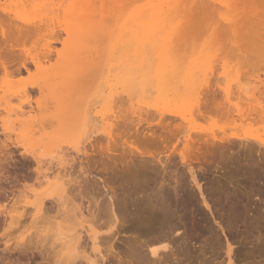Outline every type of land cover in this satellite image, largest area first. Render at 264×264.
Here are the masks:
<instances>
[{"label":"rangeland","instance_id":"1","mask_svg":"<svg viewBox=\"0 0 264 264\" xmlns=\"http://www.w3.org/2000/svg\"><path fill=\"white\" fill-rule=\"evenodd\" d=\"M88 1L91 2L92 6L88 5ZM107 1L109 0H106L105 4L102 6V4L100 5L101 2H99V0H92V1L91 0H0V34H1V29L6 30V31L8 30L11 31V29L12 31L13 30L19 31V29L20 31H22L23 29V32H24V30L29 31V30H32V28L34 27L40 28L41 32L38 35H36L34 38H29L25 40L23 39L18 44L19 45L18 47L23 50V53H22L23 58L26 57L27 55L29 57L35 56L36 58H39L40 60L42 59L41 54L46 50L47 47L53 50V53L51 54L49 59H42L43 61L40 60L39 67L35 68L33 65L30 64L28 66L29 67L28 73L22 70V72L19 74L16 72L14 73V75L12 74L11 75L12 77L4 76L3 73L2 74L0 73V264H57L58 260L61 261L62 264H66V262L69 261V259L71 260V262H74L72 260V257L74 256L73 255L71 256V254L73 253V252L71 253V251H73L71 250L72 244H69V243L71 242L70 238L73 237L74 234L76 233L77 234L80 233L81 237H83L80 240V243L82 242L81 249L86 253V256L89 254V256H91L92 258L91 241L88 238V233H85V232H87L86 229L88 228V225L90 224L94 225V222H95L90 219L91 218L90 213L93 212V209H92L93 206L91 205H93L94 199L95 200L99 199L101 201V197H98L99 195L95 194L96 191L93 192L92 189L85 191L84 190L85 187L82 185L83 183L80 184V182H84L83 179L86 176L88 177L89 180L92 179L93 176L100 177V178L103 177L105 175V172L102 173L101 167L99 166V162L102 159H104L105 162L107 160L104 156L102 157L99 154L97 155L94 154V151L91 149V146L96 147V146L101 145L102 143L106 144L109 140L106 139L105 133L108 130L110 131L112 130L113 132H115L114 126L119 127L122 125V122H119L117 120H121V119L123 120L126 117V120H123L124 121L123 124L126 123L124 124L125 127L124 126L120 127L119 131H121L122 128L123 129L119 134L121 135V137L124 136L122 139L129 141L131 148L133 152L135 153L133 156H136L134 157V159L136 158L137 160L141 161L143 158H144L143 160H145L146 158H147L146 160L148 159L151 160L150 159L151 156L152 158L163 157L161 154L163 152L161 148H159L160 150H157L158 147L157 148L154 147V149H151L152 147L146 148V146L144 145L142 146L141 144H138L137 142H135V139L132 136H134L136 132H140L142 129H145V127L147 129L149 125L152 126V128L149 127V129H151L152 131L156 130L157 127H158L157 130H158L160 126L159 125L160 122L164 119V117L168 118L167 116H169V118H171L172 116L173 119H175V121L177 120L178 122H180L179 119L183 121L184 120L183 117L187 118L185 119L187 120V122L183 121V122H186V123H183L184 128H186L185 135H189V134L191 135L192 133V135L190 136L191 138L193 137L192 139H195V138L197 139V137L206 138V136L211 137L214 135L215 136L217 135L216 137L218 136L222 137L225 135L224 137H222L223 138L222 140L227 145L228 143H230L228 145V147L231 148L228 153L229 159L231 158L229 161L230 163H228L226 166L225 165L223 166L222 163L221 164L217 163V165L215 164L216 166L214 165L215 167L213 168L211 167L210 171L205 174L206 179L204 181L202 180V182L205 183L204 185L202 184V186L204 188L208 187L206 186L207 179H209L210 177L211 178L214 177L215 179L219 180L223 184L224 188L230 194L235 195V196H244V197L247 195L248 200H249V197H251V199L248 202H246V203H249L246 207L240 206L241 208H246V209L249 208L246 214L247 217L249 215V218H248L249 222L245 223L246 221L243 222L244 220H242L240 222L241 225L238 223L237 225L232 224L230 226V224L226 220V217L223 216V213H222L223 210L219 209V207L221 208V206H212L213 208L212 210L214 212L213 215H215L216 218L222 214L223 222H221L220 226L222 227L223 230L221 229V227L215 224V221L213 219L214 216L211 215L208 211H206L202 206H194V207L190 206L189 213L187 214L190 217V218L188 217L189 220L191 219L189 221L191 226L193 222L194 223L196 221L198 222L201 216V215H198L197 212H195L196 211L195 207L196 209L198 207L202 209L203 216H205L206 220L205 222H202V223L199 222V226L198 227L196 226V228L199 231H201L200 235L198 231L197 232L188 231L187 232L188 235L187 233L186 235L188 239H190L193 243H195V245L204 244L203 246L204 248L203 247L201 249L196 248L197 250L196 249L194 250V251H197L195 252L196 254L194 252L191 253L192 256H190V258L186 260L187 262L185 261V263L186 264H200V263L201 264H207V263L208 264H216V263L219 264L221 261H224V260L226 261L227 259L226 246L227 244H229L231 246L230 248L232 251L231 257L233 258V264H264V255H258L256 257L255 255L250 256L251 254H253L252 252L256 245H261V244L264 245V202H263L264 196L263 198H261L262 201L261 199H258L257 197L255 198V193L257 191L256 187L259 185L258 188H262V185H264V183L257 182L254 184L256 187L254 185H250L252 182V180L250 181V179L252 178L251 176L253 175V173H255V175L258 174L259 177L264 176V170H263L264 169V164H263L264 163V155H263L264 149H262L264 147L260 149V152L258 151L257 148H255V150L258 153L255 151L253 152L251 151V149H249L250 145L253 144V143L252 144H249V143L253 142L255 138L264 140V124H263L264 122L262 124L260 122L256 123L255 121V122H251L252 124H249V125L248 123L242 124L240 126L239 125L237 126L234 124L231 125V123L227 122L228 120L226 121V119L223 116H221V114L218 115L214 113L207 114V116L204 115L200 118L198 117V114L195 115V113L197 112L194 109V107L198 105V102L197 103L194 102L195 97H193L190 93L185 92V91L184 92L180 91L181 93L187 95L185 97L181 93L179 94L180 100L183 99L181 97L182 95L186 100H189L190 104L185 99L179 101V98L176 97V93H175V95L172 94V96L174 95L173 100H175L176 98V101H173L170 99L169 100L170 102L169 101L167 102L169 104L166 103L167 104L166 105V104L161 103L162 101H161L160 94L161 95L164 94L160 92L161 86L159 87L158 85L160 89L158 88L156 89L157 82L159 81V77L156 74V70H157L156 67L160 63L159 61H161L163 65L164 63H166V65L168 66L169 74L167 75L169 76L167 77L170 78L171 76L172 78H174L175 77L174 75L177 76L176 79H174L175 82L178 79L177 81H179L180 83L181 82L180 78L182 82L183 80H187V79H192V78L197 79V82L201 84L200 88L198 89V92L200 93L201 91V93L204 92L203 94H205L207 92L206 90L208 89H209L208 92L214 90V92H216L217 94L219 101L223 99L221 95L222 94L221 91L225 89H229V91L231 92L229 95L231 99V101L229 100L231 103L230 105H233V104L236 105L238 101L239 102L237 105H240L242 103H240L241 100L239 99V97L245 94V92L244 93L241 92V89L243 90L244 88V90H247V88H252L253 84L257 85L259 82L260 83L262 81L264 82V39H263V43L258 48L251 46L248 40L246 39V37L243 35V33H240L237 39L236 38L233 39V37L228 33V30L226 28L228 27L227 24L230 23L229 22L230 19L233 20L232 19L233 17L236 18L235 12H233L232 10L233 8H231L230 6L228 8L229 9L231 8V9L228 10L227 7L226 8L223 7V6H227L226 4L225 5L223 4L227 0L223 1V3H221L222 0H214V1L208 0L210 4L211 3L214 5L217 4V6H215L214 8L219 9V12L217 10L215 11L212 10L213 12H211V14H209L208 16L202 17V15L199 14L200 16L198 15V16L192 17L189 23L190 25L189 32L186 31L187 33H184L185 31L182 28L183 26L182 27L179 26L180 27L179 30H181L182 28V31H183L182 34H181V31H179L180 33L179 35L175 34V31H177V28L175 29V31H173L174 30L173 27H177L178 25L183 24V23L185 24L186 20L184 21V18H181L182 17V12H181L180 14L177 15L178 17L176 16L177 18L173 20V22L171 20L172 18L171 19L169 18V20H167L168 21L167 23L157 22L155 23V25H152L150 30H146L144 29V27H139L138 25L134 24L133 25L134 28H132L130 30L131 32L130 31L129 32L131 34L132 31H135V33H133V35L130 36L128 40V38L123 35L124 34L123 32L127 31V27L126 29L125 27H122V24L127 23V21L124 22V20H128L130 17H132V15L135 16V12H137V10H139L140 8L143 9L144 7L145 8L151 7L152 4L156 6L157 3H158L157 5L159 6L160 5L159 3H162L163 0H161L162 2L160 0H130L132 2L122 1L124 4H122V6L119 7L120 9L117 8L118 6L115 7L116 5L114 6L113 3L111 4ZM201 1L204 3L207 0H201ZM228 1H231V0H228ZM228 1L227 3H229ZM198 2L199 0L197 1V3ZM190 3H191V0L189 1L188 4H186V6L190 5ZM197 3L196 5L198 7L199 3L198 4ZM125 4H126V7L124 6ZM191 6H192L191 10L195 12L196 9H193L195 7V4ZM187 7H190V6H187ZM143 10L144 11L148 10V8L143 9ZM149 11H150V8H149ZM194 12L192 13L196 14ZM88 17L89 19H87ZM171 17H173V14ZM224 18L225 19L230 18V19L229 21H227V19L225 20ZM223 19L227 21V23L224 22ZM86 20H90L91 22L98 23V24L97 23L93 24V23H90V21L88 22L90 24L88 25L89 27L88 30L91 31L89 34V36L91 35L90 37L88 36V31L86 29L87 28ZM181 21L183 22L181 23ZM101 22L103 24L104 22H106L105 24L106 26H104ZM99 24H102L101 27L103 28L106 27V28L105 29L99 28L100 31L99 30L96 31L98 29ZM92 25L95 27H93ZM108 26L109 28H107ZM213 27H216V29L218 28V30H216L218 31V36L217 35L212 36L211 32L215 29ZM152 28H153V31L151 30ZM92 30L95 32L93 33ZM140 30H143V31L139 33ZM84 32H86L87 34ZM97 32L98 33L100 32V33L98 34ZM52 33L54 34V36H52ZM138 33L140 34V36L136 37ZM214 33L215 32H213V34ZM78 34H79V38H78ZM147 34H149L150 37H148ZM125 35L129 36V34H125ZM145 35H147V37H144L146 39L144 38L142 39V37ZM122 36H124L126 39L122 38ZM157 37L159 39H155ZM147 38H150V39L154 38V39H152V41L151 40L149 41ZM158 40L160 41L159 43H158ZM169 42H171L172 44ZM87 52L88 53L94 52V54H90V55L91 56L94 55L95 59H96V56L100 55L99 58H101L102 60H99L98 58L97 60L94 61V57L89 58L88 55L86 56L85 53ZM71 53L75 55L73 56ZM36 55H38L39 57H37ZM99 61L100 63H98ZM176 62L178 63V65ZM175 63L176 65H174V69L173 68L170 69L171 67H173V64ZM17 64L13 65L14 69L18 67L16 66ZM144 64L145 65L147 64V67H145ZM170 64L172 65L170 66ZM143 66L149 69L151 72V74L149 72L148 77L144 79H143V72H144ZM94 67L96 68L92 71ZM45 68L47 69V71ZM182 68L183 70L181 71ZM128 69H130L129 73L132 74L133 83H134L133 92L130 91L132 92V94L129 92L131 94V98L133 97V99L135 100L134 101L133 99L132 100L130 99V101H132L131 102L132 104L129 103L128 99H127L128 103L126 102V99H122L126 97V95H124L126 93H125L124 88H123L124 91L120 89L121 85L119 86V84H122L123 86L124 83H122V80L117 82V80H119L120 77L122 79L129 77L128 75L130 74L127 75ZM166 70H167V67H166ZM168 70L166 71L167 73H168ZM173 70L175 71L173 72ZM117 73L119 74L117 75ZM124 73L126 74V76ZM176 73L177 74L180 73L179 74L180 76L177 75ZM123 74H124L123 77L125 78L121 76ZM113 75H114V78H115V75L116 77H119L116 80L117 85L114 82L115 79H112ZM178 76L180 78H178ZM107 77H109L110 79ZM79 80H81V83H79L80 82ZM95 80L97 82H95ZM43 81H45L46 83L45 86L47 87L48 85L49 87L50 85L51 89H52L51 85L53 84L51 83L52 81L53 82L56 81L57 85L59 82H61L59 83V85H61L63 84L62 83L63 81H66L63 84V85H66V88L65 87H61V88L63 89L65 88L66 90H69L71 88L72 89V90L70 89L71 92L73 91V88L76 87L75 92L78 90V92L76 93L79 94V96L73 95V93L75 92H72V96L75 98V101L77 100L76 104L79 102V100H81V95L83 94L82 97H84L83 100L85 102L81 100L80 101L81 103L79 102V104H82V101H83V104L85 106L77 104V106H74V109H73L72 105H75V103H72V102H75V101H72V102L70 101V103H72L71 105L72 107H70L71 110L69 109L68 112H71V115L73 116H75L78 113L80 114L76 116L80 117L81 114L82 116L79 119L77 117L78 123L75 121L76 124L74 125L72 124L73 126L67 124L68 128L65 129L67 130V133L66 132L61 133L59 131L61 133L60 134L56 131L57 135L55 134L52 135V132L51 133L49 132L50 130L51 131L53 130L52 126L54 125V122H56L59 118L58 119L54 118L55 116L52 117L56 121H53V125L50 124L52 119L50 121L49 117L50 115L51 116L57 115V114H53L54 112H52V111H57V110H54V109L52 110L51 108L52 106L50 107V104L44 98H41L42 101L39 99L41 96V93L37 87L39 85L43 86L42 84H45ZM206 82L209 84H205ZM229 82L230 84L227 85ZM235 82H236L235 84L236 86L233 85ZM56 83H54V85ZM181 83L179 85H181ZM237 83L239 84L241 83L240 85L242 87L245 85L243 88H240V92L238 91L239 89L236 88ZM260 83L258 87L264 90V88L261 87L262 83L261 85ZM72 84L73 85L75 84L77 86H73ZM108 84H112L114 87L116 86L115 89L113 88L112 89L113 91H109L110 89L108 90L109 88L107 86ZM171 84H172V81H171ZM248 84H251L252 87ZM67 85L68 86L72 85V87L68 89ZM173 85L176 86V83H173ZM48 87H47V90L49 91L50 89ZM54 88H56V85ZM61 88L59 86L58 91ZM260 88L258 89L261 90ZM116 89L117 90L120 89L121 92L123 91L122 92L123 94L119 92L120 90L117 91ZM47 90L45 91V88H44L45 94L48 93ZM115 90L116 92H119L118 95L120 96L121 101H119L120 100L119 96L118 95L116 96H118L117 100L119 99L118 101L120 102V105H122V108L123 107H125L124 109H126L127 107L132 108L131 110L128 108L126 109L132 112V110L134 109L133 106L135 107L136 110H133L134 111L133 116L131 115V112L129 111L130 114L125 115L123 118L121 115L117 113L119 112V109H118L116 110L117 111L116 113L118 114L119 119L117 118L114 119V117H111L112 113L115 111L114 109L115 106L112 108L114 109L112 110L113 112L112 111L109 112V109H108L109 105L107 104V96L111 94L112 92L114 94H117L115 93ZM38 91L40 94L38 93ZM61 91L63 90L61 89ZM234 91L235 92L238 91L239 95L241 93L242 95L237 97L238 93H235ZM44 92H42V95H44L43 94ZM66 92L67 91H64V93ZM23 93L25 94L23 95ZM172 93L174 92L172 91ZM232 93L234 94L232 95ZM203 94L200 96V98L203 97ZM25 95L26 97L24 98ZM169 95L171 97V93L168 92L167 94L168 98H170ZM27 96H29L30 98ZM33 96L34 98L37 96L34 104H32L33 102L32 100H34ZM159 97H160V100H158ZM168 98H166L165 100H168ZM39 100H40L39 102L40 104H42L41 102H44L46 104L44 108H47L48 107L47 105L49 104V107H50L49 109L52 112V114L48 115L46 111L45 113H43L44 111H43L42 106L41 108H42V113L44 114V116L42 113H41L42 116L38 114L40 110L35 109V107L38 108L36 106L37 105L36 102H38ZM43 100H45L46 102ZM119 102H117V106H119ZM221 102L226 104L227 101L225 99L224 101H221ZM171 103L173 104L176 103V104L173 105ZM180 103H181V106H180ZM26 104L27 105L29 104L30 106L33 105L32 106L34 107L33 109H35V111L37 112V113L33 112V117L35 116L34 120H38L39 116L41 117H47V115L49 116L48 117L49 119L46 118V120H41V121H44L42 124V127L44 128L40 131V133L39 132H33L34 134L31 133V130L41 125L40 124L37 126V124L40 123L39 121H38L39 123L38 122L36 123V121L32 119L35 122L36 126L30 123L29 124L30 126L23 124L24 125L23 127L21 126L22 124L21 121H20L21 123H17L20 117H16L13 111L9 112V110H7L8 108L11 110H14L15 108L16 110V108L20 106V108L22 107L24 110L27 111V109L29 110L30 106H27ZM225 104H222V106L224 105V107L225 106L227 107L229 105V104L228 105H225ZM105 106L107 107L108 113L106 112L107 110ZM154 106H156L157 109L156 107L154 108ZM161 107H163V109ZM148 109H149V112H148ZM167 109L170 111L172 110L170 112L172 115L167 111ZM126 110L124 111L122 109L121 111L122 114L123 112L126 113L127 112ZM137 110L138 111L141 110V111L138 112ZM98 111L99 113H97ZM173 112L176 115L177 113H179L178 114L179 116L177 115L178 117L174 118L176 116H174L175 114ZM55 113L60 114V111L58 110ZM30 114H31L30 118H32V113ZM66 114L64 115L65 117L68 116V115L66 116ZM139 114H140V117H139ZM137 115H138V118L135 117ZM164 115H167V116H164ZM26 116L28 115H25V117L23 118L29 119ZM60 116L63 118L62 113ZM105 116L107 117L109 121L105 119ZM109 116L110 118H113L112 121H110L111 119L108 118ZM130 116H131V119H130ZM162 116H163V119L161 120L160 118ZM127 117L129 118L128 121H127L128 119ZM154 117L156 118L154 119ZM138 119H140L139 120L140 122L138 121ZM147 119L148 120L150 119V120L147 121ZM27 121L25 123H27ZM113 121H117V123L115 122L112 123ZM57 123L58 124L57 125L55 124V125L58 127V125H60L61 122L59 123L58 121ZM157 123H159L158 124L159 126L157 125ZM113 124L114 126H112ZM55 125L53 126L54 128H56ZM180 125H181V122H180ZM31 126H34V127H31ZM69 127H71L72 129L70 130ZM42 131L44 134L41 133ZM35 133L39 136H37ZM45 133L47 134V137L51 135V137L54 139L50 140V139L45 138L46 137ZM115 133H118V131H116ZM209 134H212V135H209ZM29 135H32V136H29ZM41 135L42 137H40ZM54 135L56 138L54 137ZM113 136L115 137L116 135L113 134ZM256 136L258 137L260 136V138ZM51 137L49 136V138ZM251 137H254V138H251ZM36 139L38 140V142L41 141L40 143H38L39 144L38 146H36L37 144ZM114 139H115V142L116 140L118 142L120 137H115ZM49 140L50 141L54 140V144L52 141L53 145H51V142ZM247 140H248L249 147H247L248 146L246 143ZM240 141H243V142L240 143ZM110 142H113V141H110ZM49 143L51 146L49 145ZM241 144L246 145V147L245 148L242 147ZM46 145H49V147ZM59 148L63 149L62 152H66L64 153L65 155L67 153L69 154L68 156H66L68 157L67 161L69 162L71 160L67 164L68 166L64 165L66 168L60 165L61 166L60 168L65 169V171L60 169L59 165L57 166V162L54 160L53 161L55 163L53 161L51 162L52 164L48 163L50 162L48 161L49 159L48 156L49 155L52 156L55 151L59 153V150H60ZM91 151H93L94 157ZM249 152L250 154H248ZM50 153H52V155ZM88 153L93 157L94 160L99 161V162L97 161L98 164H96L98 168L97 166L93 168L88 167L89 169L88 168L87 169L90 170V172L88 171V173L83 174V172L80 171L79 169L80 168L79 165L80 163L84 162L85 155ZM111 156L113 158L112 160H115L119 156V153L115 152L114 154H111ZM37 157L43 163V165L41 164V167H42L41 169L39 168V166L36 163V160L34 159V158L38 159ZM140 158L142 159L140 160ZM260 162H263V163H260ZM44 164L47 166H45ZM69 165L72 166L70 167V169H69ZM237 167L239 168L241 167V168L239 169ZM46 168H47V172L45 173L49 172L48 173L49 175H47V178L49 176L51 177L54 176L55 178L56 176L57 178L63 177L64 174L65 176L67 174V176L66 178L64 176V180H62V178L60 180L59 178L52 179L51 177H49L48 179H43L41 173ZM177 168L176 169H177L178 174H181L184 172L180 170L182 168L179 164H177ZM96 169H99V170H96ZM197 169L198 167L194 166V170L197 171V174H200L198 173ZM211 169H213L214 172ZM38 171L40 172L38 173ZM167 173L170 174L169 171H167L166 173H164V175ZM58 175H62V176H58ZM89 176L91 177L89 178ZM70 179H73L74 182H76L75 179H77V182L73 183V181ZM61 180L62 182L63 181L65 182V180L66 182L71 181L72 184H70V187H69V183L65 182L67 186L65 183H64L65 184L64 186ZM78 183L81 186H79ZM78 186L80 189L78 188ZM253 188H255V190ZM263 189H264V186H263ZM253 190L255 192H253ZM251 193L254 194V197H253V194ZM52 197L54 200H52ZM37 198H43L45 200L47 199V202L45 201L47 204L44 202L42 206L44 210H42L39 213H37L36 210L34 209V204H35L34 201L35 199L37 200ZM58 200L61 201V202L59 201V204L56 203V201L58 202ZM83 220L87 222L85 223L83 222ZM256 220H259V221H256ZM197 222L195 223L196 225H198ZM250 223L252 224L250 225ZM80 228L83 229V231ZM199 228L201 229L203 228V229L200 230ZM102 231H104V229L101 230V232ZM104 235H106V233L102 232L99 236H104ZM21 236L24 237L23 241L20 240ZM127 236L123 234H120V236L119 235L116 236L117 239L115 241L114 246L115 247L119 246V244L121 243V241H123L124 238L125 239L131 238L129 236L128 238H126ZM231 237L233 239L234 238L236 239L233 240ZM101 244L99 243L100 247L104 246V248L101 247L100 249L102 250V254L105 256L106 254H104V252L106 253L105 249H107L106 247H108V244L106 247H105L106 244H102V245ZM82 250L81 252L80 250L77 251L79 252L78 254H82V253L84 254ZM115 250H118V249L116 248ZM195 256H196V259H195ZM80 258L76 259L75 262L72 264H86L85 263L86 261ZM114 260L116 259L110 258L109 262L105 261V264H113V263L116 264L117 260L116 261Z\"/></svg>","mask_w":264,"mask_h":264},{"label":"bare ground","instance_id":"2","mask_svg":"<svg viewBox=\"0 0 264 264\" xmlns=\"http://www.w3.org/2000/svg\"><path fill=\"white\" fill-rule=\"evenodd\" d=\"M122 1L123 2H125V1L127 2V1H130V0H109L107 2H109L111 4L113 3L114 6L116 5L115 7L118 6L117 8L120 9L119 7L122 6V4H124ZM189 1H187V0H163V2L161 1L162 3H159L160 4L159 6L157 5L158 4L157 3L156 6L152 4L151 7H147L148 10H145L146 12L143 9H147V8L144 7L142 9V8L139 7L140 9L137 10V12H135V16H133L131 14L132 17L129 16L130 18L128 20H124V22L127 21V23L122 24V27H125V29L127 27V31H125L126 33L123 32L124 34L123 33L122 34L125 37H127L128 40H129V37L132 36L133 33H135V31H132V33L130 34V32H131L130 30L132 28H134L133 27L134 24L138 25L139 27H144V29H146V30H150V28L152 27V25H155V23H157V22H162V23L163 22H166L167 23L168 22L167 20H169V18L170 19L172 18L171 20L173 22V20H175L178 17L177 15L182 12V17L181 18H184V21L186 20L185 21V24L183 23V24L178 25L177 27H173L174 28L173 31H175V29L177 28V31H175V34H178L179 35L180 34L179 31H181V34L183 33L182 28L185 31L184 33H187V32L190 31L189 30V26H190L189 23H190V19L192 17L198 16L199 14L202 15V17L203 16L205 17V16H208L209 14H211V12H213L215 10H217L219 12V9H215L214 8L215 6H217V4H215V5L212 4V3L210 4V2H208V0L206 2H204V3L201 0H199V2H198L199 4L197 3L198 0H191L190 5H187V6H190L191 8L186 6V4L189 3ZM212 1H214V0H212ZM223 1H225V0H222L221 3H223ZM227 1H225L226 3L225 2L223 3L224 5L226 4L227 6H223V7L224 8H226V7L228 8V7L231 6V8H233L232 9L233 12H235V15H236L235 16L236 18H234V17L232 18L233 20H231L230 18H226L227 21H229V19H230V21H229L230 23H228L227 24L228 27H226L227 30H228V33L233 37V39L234 38L237 39L239 37L240 33H243V35L248 40L249 44L251 46L255 47V48H258L263 43V39H264V0H234V1L231 0V1H228L229 3H227ZM99 2H101L100 5L102 4V6H103L105 4L106 0H99ZM130 2H132V1H130ZM192 3L195 4V7L196 8L193 6L194 7L193 9H196L195 12L191 10L192 9V6L191 5H193ZM196 3L199 5L198 7H197ZM146 4H148V3H146ZM88 5L90 6L91 5V2L88 1ZM124 6L126 7V4ZM149 8H150V11H149ZM164 8H165V10H164ZM188 8H189V10H188ZM180 9H181V11H180ZM230 9L228 8V10H230ZM192 12L196 13L197 15L196 14H193ZM172 14H173V17H171ZM87 19H89V17ZM225 20H224V22L227 23V21H225ZM89 21L90 20H86V23L87 24L85 23L86 24V27H87L86 29L88 31V36H89V34L91 32V31L88 30V28H89L88 25H90L88 23ZM117 22H118V20H117ZM182 22L183 21H181V23ZM90 23H93L94 24V23H97V22H91L90 21ZM102 24H99L98 25V29L96 31H98L99 28L100 29L103 28V27H101ZM105 24H106V22H104L103 25L106 26ZM179 26L180 27L183 26L181 28V30H179L180 29ZM93 27H95V26H93ZM93 27H92V29H93ZM105 28L106 27H104L103 29H105ZM107 28H109V26ZM213 28H215L214 29L215 31L213 30L211 32L212 36H216V35L218 36V31H216V30H218L219 27L217 29H216V27H213ZM86 29H85V31H86ZM151 30L153 31V28ZM141 31H143V30H140L139 33ZM40 32L41 31H40V28L39 27H34V28H32V30H29V31L28 30H26V31L24 30V32H23V29H22V31H20V29H19V31L18 30H15V31L13 30L12 31V29H11V31H9V30L6 31V30L1 29V34H0V73L1 74L3 73L4 76H11L12 74L14 75L15 72L18 73V74L21 73L22 70L25 71L26 73H28L29 72V67L28 66L30 64L33 65L35 68H37V67H39L40 60L43 61L42 59H49V57L53 53V50L51 48H49V47H47L46 50L41 54L42 59H40V60H39V58H36L35 56L34 57L33 56L32 57H29L27 55H26V57L23 58V54H22L23 53V50L18 47L19 46L18 44L23 39L25 40V39H29V38H34ZM92 32L94 33L95 31L92 30ZM213 32H215L214 33L215 35L213 34ZM84 33H86V32H84ZM139 33H138L137 36L136 35L135 36L136 37L140 36ZM125 34H129V36L128 35H125ZM149 34H147L148 37H150ZM147 35L143 36L142 39L144 37H147ZM52 36H54L53 33H52ZM124 36H122V38H125ZM78 38H79V34H78ZM144 39H146V38H144ZM147 39L149 41L150 40L152 41V39H154V38H151V39L150 38H147ZM155 39H159V38L157 37ZM159 42L160 41L158 40V43ZM169 43H171V42H169ZM168 48H169V46H168ZM75 50H74V52H75ZM130 50H131V48H130ZM17 51H18V53H17ZM90 51H92V50H90ZM87 53H85L86 56L88 55L89 58L90 57H92V58L94 57V61L97 60L100 57V55L99 56H96V59H95V56L94 55L93 56L90 55V54H94V52H92V53L90 52L88 54ZM71 54L73 56L75 55L73 53H71ZM36 56L39 57L38 55H36ZM41 56H40V58H41ZM99 60H102V59L99 58ZM94 61H93V63H94ZM170 61H172V60H170ZM17 62H18V64H17ZM159 62L161 63V61H159ZM165 62H166V60H165ZM98 63H100V61ZM160 63L156 67L157 70L156 69L155 70H156L157 76L159 77V81L157 82L156 89L157 88L158 89L161 88V91L160 92L161 93H164L163 95L160 94L161 101H162L161 103L166 104L170 99L173 100L175 93H176V97L179 98V101L184 100L185 99L184 97L187 96V95L181 93L180 91H183V92L185 91V92L190 93L193 97H195V99H194L195 100L194 101L195 103L198 102V105H196L197 108L195 106L194 109L197 112V113H195V115L198 114V117H200V118L202 116H204V115L207 116V114L214 113V114H218V115L221 114V116H223L226 119V121L228 120L227 122H230L231 125L234 124V125H237V126L239 125L240 126V125L245 124V123H248V125H249V124H252L251 122H255V121H256V123H259L260 122L261 124L264 122V90H262L260 87H258V85L260 83L259 81H257V82H259L257 85L255 84L256 86L252 83L253 84V87L251 86V84H248L252 88H247V90H244V88H243L245 85L242 87L240 85L241 83L240 84L237 83V87L236 88L239 89L238 91L240 92V88H243V90L241 89V92H243V93L245 92V94H243V95L241 93L240 95H242V96H240L239 93H238V91H236V92L234 91L235 93H238L237 94V97L240 96L239 99L241 100L240 103H242V104L237 105L239 101L236 100V101H238L236 103V105H234V104L233 105H230L231 104L230 103L231 99H230L229 95H230L231 92L229 91V89H225V90L221 91L222 92L221 95H222L223 99L224 100L226 99V101H227L226 104H225V103L221 102V101H224L222 99V97H221L222 100L219 101V99L217 97V94H216V92H214V90L208 92V90H209L208 89V90H206L207 92L204 90L206 92L205 94H203L204 92L201 93V91L199 93L198 92V89L200 88L201 84H199V82H197V79H193L192 78V79L183 80V82H182L181 78L179 77L180 76L179 75L180 73L179 74L176 73L177 75H179L178 78H180V81L182 82V83L180 82L181 85H179L180 83H179V81H177L178 79L176 80V82L174 81V79H176V77H177L174 74L173 75L175 77L173 76L174 78H172L170 76V78H171V80H170V78L167 77V76H169V75H167V74H169L168 66L166 65V63H164V65L162 63L161 64ZM176 63L173 64V67H171V68H170V66L172 64H170L169 68L170 69H172V68L174 69V65H176ZM15 64H17L16 66H18V67H16L14 69V66L13 65H15ZM93 65H92V67H93ZM148 65H150V64H148ZM177 65H178V63H177ZM98 66H96V67H98ZM140 66H141V64H140ZM144 66L147 67V64L146 65L144 64ZM144 66H143V70H144V72H143V79L144 78H147L148 75H149V72H150V70L147 69V68H145ZM96 67H94L93 69L91 68L92 71ZM166 67H167L168 73L166 72L167 71L166 70ZM129 70L130 69L127 70L128 71L127 75L130 74L129 73ZM182 70H183V68L181 69V71ZM46 71H47V69H46ZM174 71L175 70H173V72ZM119 73H117V75ZM124 74L121 75V76L123 77ZM150 74H151V72H150ZM130 75H128L129 76L128 78L123 77L125 79H122L120 77V79L117 80L119 77H116V75H115V78H114V75H113V78H112V79H115L114 80L115 83H116V80H117V82H119V81L122 80V83H124L123 86H122V84H119L118 83L119 86L121 85L120 86V89L123 90V88H124L125 93H126V94H124V95H126V97L125 98H122V99H126V102H127V99H128L129 100V103L132 102V101H130V99L131 100L133 99V97L131 98V94H132L133 89H134L133 77H132V74H130ZM125 76H126V74H125ZM181 77H183V76H181ZM107 78H109V77H107ZM45 81H43V82L45 83ZM66 81H63L62 83L64 84ZM79 81H80L79 83H81V80H79ZM155 81H156V79H155ZM171 81H172V84H171ZM95 82H97V81L95 80ZM236 82L233 84L234 86H236L235 85ZM51 83H53L51 85L52 89L50 88V85H49V87L47 85V87L50 89L49 91L47 90V87L45 86L46 83L45 84H42L43 86H41V85L38 84L39 86L37 88H38V90H40V93H41V96H40L39 99L41 100V98H44L46 101H48V103L50 104V107L52 106L51 107L52 110L53 109L54 110H57V111L59 110L60 111V114L59 113H55L57 111H52V112H54L53 114H57V115H53V116L50 115V117H49L48 115L49 114H52V112L49 109L50 108L49 107V104L47 103L48 104L47 105L48 107L47 108H44L46 106V104L44 102H41L42 104H40L39 103L40 100L38 102H36L37 105L36 104L35 105L38 108L35 107V109H39L40 112H38V114L41 115V113H42L41 106H42L43 107V111H44L43 113H45V111H46V113H48V115H47V117H41L42 116L41 115V116H39V118L41 117L40 119L37 117L38 120H34L35 119L34 118L35 116L33 117V112H35V113H37V112L35 111V109H33L34 108V107H32L33 105L30 106L29 104L28 105L26 104L27 106H30L29 107V110L27 109V111L24 110L22 107L20 108V106H18L16 108V110L14 108L15 111L14 110H11L9 108L7 109V107H6V109L9 110V112L10 111L11 112L13 111V113L15 114L16 117H20L21 120L19 119V121L18 122L16 121V122L17 123H21L22 122L21 126H23V127H24V125L30 126L29 125L30 123L35 125V122L34 121H36V123L38 121L40 122V123L38 122L39 124H37V126L41 124L40 126L35 127L33 130H31V133L32 134H34L33 132H39L40 133V131L44 128V127H42V124H43L44 121H41V120H46V118L47 119L50 118V121L52 119V121L50 123L52 125H53V121H56L54 118H57V119L59 118L56 122H54V125L55 124L57 125L58 124L57 123L58 121H59V123L61 122V124L58 125V127L55 125L56 128L53 127L54 125L53 126L51 125L53 130L52 131L50 130L49 132L50 133L52 132V135L53 134L57 135V132L58 133H60V132L61 133L62 132L65 133L66 132L67 133V130H65L66 128H68L67 126L68 125L73 126L74 124H76V122L78 123V119L82 116V114H81L80 117L79 116H76V115H79L80 113H78L75 116H73V115H71V112H68V111H69L70 107L73 106L72 108L74 109V106H77V104H79V102L81 100H83V98H84V97H82L83 94L82 95L80 94L81 95V100H79V102L76 104L77 100L75 101V98L72 96V92H75L76 87L73 88V91L72 92L70 91V89H71L70 87H72L73 84L71 86L70 85L69 86L67 85V88L68 89L70 88V89L69 90H66L65 89L66 88V85L61 84L62 85L61 86V85H59V83H61V82H59L58 85L60 86V88L61 87H65L64 89L61 88L63 91H61V89H59V91H60L59 92L58 91L59 86L57 85L56 81L55 82L52 81ZM54 83H56L55 84L56 85V88H54L55 87ZM67 83H69V82H67ZM71 83H73V82H71ZM173 83H176V86L173 85ZM246 83H248V82H246ZM261 83H262V86L261 87L264 88V82L262 81ZM261 83H260V85H261ZM112 84H108L107 85L109 87L108 90L110 89L109 91H113L112 89L113 88L115 89V87H116V86L114 87L113 86L114 84L113 85ZM205 84H209V83L206 82ZM229 84H230V82L227 85H229ZM53 85H54V87H53ZM116 85H117V83H116ZM158 85H159V87L160 86L161 87L159 88ZM73 86H77V85L74 84ZM78 87H80V86H78ZM246 87H248V86H246ZM39 88H41L43 91L41 89H39ZM44 88H45V91L47 90L48 93L45 94ZM201 88H203V87H201ZM233 88H235V87H233ZM258 88H260L262 91L259 90ZM116 90H115V93H117V94H114L112 92L111 94H109L107 96V104L109 105V108H108L109 109V112H111L112 110L115 109L114 112L112 111L115 116L112 113L111 117H114V119H116V118L119 119L118 114L121 115L124 118L125 115L130 114V112H131L130 110L132 108H128L127 107L130 110H126L127 108L124 109L125 107L122 108V105H120V102H119V101H121V99H120V96L118 94H119V92L122 93L124 90L122 92H121V90L120 91L117 90L119 92H116ZM64 91H67L66 92L67 94L64 93ZM130 91H132V92H130ZM172 91L174 93H172ZM42 92H44L43 94L45 96L42 95ZM76 92H78V90ZM168 92L171 93V97L169 95L170 98H168V96H167ZM38 93H39V91H38ZM68 93H69V95H68ZM75 93H73V95H78L79 96V94H77V93L75 94ZM180 93L182 95H184V97L181 95V97L183 98L181 100H180V97H179V94ZM24 94L25 93H23V95ZM172 94H174V95L172 96ZM177 94H178V96H177ZM202 94H203V97L200 98V96ZM233 94L234 93H232V95ZM116 95L119 96V99H120V100L118 99L119 101L117 100L118 96H116ZM25 97H26V95L24 96V98ZM27 97H29V96H27ZM36 97L34 98V96H33L34 100L30 99V100L33 101L32 104L35 103ZM160 97L158 98V100H160ZM193 97H192V99H193ZM71 98L72 99L74 98V99L72 100ZM166 98H168V100H165ZM76 99H77V97H76ZM45 100H43V101H45ZM70 101L71 102L72 101H75V102H72V103H75V105H72V103H70ZM83 101H82V104H79V105L85 106L83 104ZM164 101H165V103H164ZM173 101H176V98ZM186 101L189 102V100H186ZM228 101H229V103H228ZM117 102H119V106H117ZM29 103H30V101H29ZM167 104H169V103H167ZM171 104H173V103H171ZM175 104H173V105H175ZM189 104H190V102H189ZM222 104H225V105H228V106L227 107L226 106L224 107V105L222 106ZM177 105H176V107H177ZM156 106H154V108ZM180 106H181V103H180ZM113 107H114V109H112ZM105 108L107 110V107L106 106H105ZM133 108H134L133 110H136L134 106H133ZM145 108H146V106H145ZM161 108L163 109V107H161ZM118 109H119V112L116 111ZM122 109L124 111L126 110L127 112L126 113L123 112V114H122V112H121ZM156 109H157V107H156ZM66 110H67V112H66ZM133 110L131 112V115L132 116H133V112H134ZM195 110H194V112H195ZM99 111L97 113H99ZM139 111H141V110H139ZM145 111H147V110H145ZM167 111L170 113L172 110L170 111V110L167 109ZM106 112L108 113V110ZM138 112H137V114H138ZM148 112H149V109H148ZM30 113H32V118H30V116H31ZM61 113H62L63 118L60 116ZM66 113H68V114H66ZM142 113H140V114H142ZM160 113H161V111H160ZM65 114H66V116L68 115L67 116L68 118L64 116ZM140 114H139V117H140ZM178 114L179 113H177V115ZM25 115H28L26 117H28L29 119H24L23 117H25ZM145 115H146V113H145ZM177 115L175 114L174 116H176V117H174V118H177L179 116V115L178 116ZM43 116H44V114H43ZM121 116H120V118H121ZM164 116H167V115H164ZM52 117H54V118H52ZM60 117H61V119H60ZM73 117H75V118H73ZM77 117H78V119H77ZM135 117L138 118V115L135 116ZM167 117L169 118V116H167ZM22 118H23V120H22ZM72 118H73V120H72ZM108 118L111 119L110 121L113 120V118H110V116ZM155 118L156 117H154V119ZM168 118H165L164 117V119H163V116L160 118L161 120L162 119L163 120L161 121L162 123L161 122H160V124L157 123V125L158 124L160 125V126L158 125L159 126V129L158 130H157L158 127L156 128L157 131L156 130H153L152 131L151 129H149V127L152 128V126L149 125V127H147V129L145 127V129H142L140 132H136L135 135L132 136V137H134L135 142H137L138 144H141L142 146L143 145L146 146V148L147 147H152L151 149H154V147H156V148L158 147L157 150H160L159 148H161L162 151H163L161 153L163 157L152 158V156H151V158H150L151 160H149V159L146 160L147 158L145 157L146 158L145 160H143L144 158L143 159L140 158V160L142 159L141 161L137 160L136 158L134 159V157H136V156H133L135 153L133 152L129 141H126V140L122 139L124 136L121 137V135L119 134L122 131V129H123L122 128L121 131H119L120 130V127H123V126L125 127L124 124H126V123L123 124V122H124L123 120H126V117H125L123 120L122 119L121 120H117L119 122H122V125L121 126L118 127V126H114V124L112 125V126H114V129H115L114 131L115 132L118 131V133H115L112 130L111 131L108 130L105 133L106 134V139L109 140L106 144L102 143L99 146L94 145L96 147L91 146V149L94 151V154H96V155L99 154L102 157L104 156L106 158V160H107L106 162L104 161V159H102V157H101L102 160L100 159L101 160L100 162L98 160H94L93 159V157H94L93 151H91L93 157L88 153L89 155L88 154L85 155L84 162H82L80 160L82 163L79 162L80 165L78 163V165L80 167V168L79 167L78 168L80 169V171H82L83 174L84 173L86 174V173H88V171L90 172V170H88L89 169L88 167H90V168L96 167L97 166L96 164H98V162H99V166L101 167L102 173L105 172V175L106 176L104 175L101 178L100 177L93 176L92 179L89 180L88 177L86 175H84V176H86L85 178L83 176V178H84L83 181L84 182H80V184L83 183L82 185L85 187V189H84L85 191H88L89 189H92L93 192L96 191L95 194L99 195L98 197H101V201L99 199H97V200L94 199L93 205H91V206H93V208H92L93 209V212L90 213L91 214V218L90 219L92 221H95L94 222L95 227H94L93 224H92L93 226L90 224V225H88V228L86 229L87 232H85V233H88V238L91 241V252H92L91 255H92V258H91V256H89V254L86 256V253L81 249L82 248L81 247L82 246V244H81L82 242L80 243V240L83 237H81V234L80 233H78V234L76 233V234H74L73 237L70 238L72 243L71 242L69 243V244H72V247H71L72 249L71 250H73V251H71V253L73 252L74 254L73 253L72 254L70 253V254H71V256L72 255L74 256V257H72V260L74 262H75L76 259H78V258L81 257L80 259H84L86 261L85 262L86 264H105V261L106 262H109V259L110 258L111 259H116L117 261L114 260V261H116V264H125V263L126 264H184L185 261L188 260L190 258V256H192L191 253L197 252V251H194L196 248H200L201 249L204 246V244L203 245L202 244L195 245V243H193L187 237V235H188L187 232L188 231H191V232L192 231H194V232H197L198 231L199 232V235H200L201 234L200 233L201 231H199L196 228V226L198 227L199 226V222L202 223V222H205V220H206L205 219V216H203L202 209H200L199 207L196 209V207H195V210L196 211L195 210H193V211L197 212V214L198 215H201V216L199 218V221L198 222L196 221L198 223V225L195 224L196 222L195 223L193 222L192 223V226H191V224L189 222L191 219L189 220L190 217L187 214V213H189L190 206H193V207L194 206H202L211 215H213V213H214L213 210H212L213 209L212 206H221V208L219 207V209H222L223 210V212H222L223 213V216L226 217V220L230 224V226L232 224H234V225H237L238 223L240 224V222L242 220H244L243 222L246 221L245 223L249 222L248 221L249 220L248 219L249 218V215H248V217L246 216L249 208L248 207H247L248 209L241 208L240 206H243V207L245 206L246 207L249 204V203H246V202H248L251 199V197H249V200H248V198H247L248 196L247 195L244 197V196H235V195L230 194L224 188L223 184L219 180L215 179L214 177H212V178L210 177L211 179L208 177L209 179H207V181H206L207 182L206 183L207 184L206 186H208V187L204 188L202 186V184L203 185L205 184L204 182H202V180L204 181L206 179L205 178V174L210 171V168L211 167L212 168L215 167L217 165V163L218 164L219 163L220 164L222 163L223 166L224 165L226 166L228 163H230L229 161H230L231 158L229 159V155H228L229 150L231 149V148L228 147V145L230 143H228V145H227L222 140L223 139L222 137H224L225 135L223 134L224 136H222V137H219V136L216 137L217 135L216 136L214 135V136H211V137L210 136L209 137L206 136V138H201V137L198 138L197 137V139L195 138L196 139L195 140V139H192L193 137L192 138L190 137L192 135V133H191V135L190 134L189 135H185V132H186L185 129L186 128H184V126H183L184 124L183 123H186L187 122V120H185L187 118L183 117L184 118L183 121H186V122H183L182 120H180L179 118H181V117L178 118L179 121L181 122V125H180V122H178L177 120L175 121V119H173L172 116H171L172 119L171 118L168 119ZM62 119H63V121H62ZM105 119H107L106 116H105ZM130 119H131V116H130ZM128 120H129V118L127 119V121ZM139 120L140 119H138V121ZM149 120L147 119V121H149ZM26 121H27V123H25ZM117 121H113L112 123H114V122L117 123ZM136 123H138V122H136ZM47 124H48V122H47ZM31 127H34V126H31ZM59 127H61V128H59ZM38 128H39V130H38ZM62 128H64V129H62ZM69 128H70V130L72 129L71 127H69ZM75 129H76V127H75ZM41 133H43V131ZM113 134L116 135L115 137H120V139H119L118 142H117V140L115 142V139H114L115 137L113 136ZM55 135H54V137H55ZM195 135H196V133H195ZM209 135H212V134H209ZM29 136H32V135H29ZM37 136H39V135H37ZM45 136L44 137L47 138V139H50V140L51 139H54V138L51 137V135H49L51 138H49V136L47 137V134ZM40 137H42V135ZM256 137H258V136H256ZM251 138H254V137H251ZM258 138H260V136ZM218 139H219V141H218ZM52 141H53V144H54V140H52ZM52 141H50L51 142V145H53L52 144ZM110 141H113V142H110ZM40 142H38V140H37L36 146H38L39 145L38 143H40ZM242 142L243 141H240V143H242ZM246 143L248 145L247 147H249V144H252L253 143L252 145H250V148H249L253 152L254 151L257 152L255 150V148H257L258 151L260 152V149L262 147H264V140H260V139H257V138H255L253 140V142H250L249 144H248V140H247ZM45 144H43V145H45ZM49 145H50V143H49ZM49 145H46V146L49 147ZM241 145L244 148L246 147V145H244V144H241ZM239 147H240V145H239ZM262 149H264V148H262ZM44 150H45V148H44ZM60 150H59V153H57L56 151L55 152L53 151L54 152V153L52 152L53 155H52V153H50L52 156H50V155H49L50 157L48 156V158L50 159V160L48 159V161H50L48 163L50 164L54 160V161L57 162V166L59 165V168L61 166L67 165L71 161V160L69 162L67 161V158L68 157H66V156H68L69 154L67 153L65 155L64 153H66V152H62L63 149H60ZM248 151H250V150H248ZM115 152H118L119 153V156L117 157V159L112 160L113 158H112L111 154H114ZM248 154H250V152ZM144 155H145V153H144ZM144 155H143V157H144ZM139 156H140V154H139ZM34 159L36 160L37 165L41 169L42 168L41 167V164L43 165L42 161L39 158H38L39 160L36 159V158H34ZM136 161H138V162H136ZM76 162H78V161H76ZM252 162H253V160H252ZM260 163H263V162H260ZM177 164H179L181 166L182 169H180V170H182V172L184 171L183 173H181V174H178L177 173V169H178L177 168ZM247 164H248V162H247ZM45 166H47V165H45ZM45 166H44V168H45ZM194 166H197L198 167L197 170H198V173H200V174H197V171L194 170ZM70 167H72V166L69 165V169H70ZM97 168H98V166H97ZM237 168H239V167H237ZM251 168H252V166H251ZM60 169H62V168H60ZM168 169H170V170H168ZM214 169H216V168H214ZM243 169H245V168H243ZM62 170L65 171V169H62ZM96 170H99V169H96ZM211 170L214 172L213 169H211ZM252 170H254V169H252ZM43 171H44V173H43ZM43 171L41 173L43 179H48L49 177H51V176H49L47 178V175H49L48 174L49 172L48 173H45V172H47V168L44 169ZM48 171H50V170H48ZM167 171H169L170 174L167 173V174L164 175V173H166ZM39 172L40 171H38V173ZM66 172H68V171H66ZM261 172H263V171H261ZM256 175H258V174H256ZM256 175H255V173H253V175L251 176L252 178L250 179V181L252 180V182H251L250 185H254L257 182L258 183L259 182L264 183V176L262 175L263 177H259V175L258 176H256ZM58 176H62V175H58ZM64 176H65V174H64ZM64 176L63 177H58L59 180L61 178H62V180H64ZM66 176H67V174H66ZM66 176H65V178H66ZM90 177L91 176H89V178ZM51 178L54 179L55 177L52 176ZM58 178L56 176L55 179H58ZM62 180H61V182H62ZM67 180H69V179H67ZM70 180L73 181V179H70ZM75 180L77 182V179H75ZM253 181H254V183H253ZM40 182H42V181H40ZM65 182H66V180H65ZM65 182L63 181L62 184H64ZM76 182L73 181V183H76ZM66 183H69V187H70V184H72L71 181L70 182H66ZM65 184H64V186H65ZM80 184L78 183L79 186H81ZM56 186H58V185H56ZM66 186H67V184H66ZM79 186H78V188H79ZM263 186L264 185H262V188H258L259 185L257 187L255 186L257 188V191L255 193V198L256 197L258 199L263 198V196H264ZM253 189L255 190V188H253ZM254 190H253V192H255ZM251 194H253V193H251ZM253 197H254V194H253ZM52 200H54L53 197H52ZM60 200H58V202L56 201V203L59 204V201ZM45 201L47 202V199L46 200L43 199V198H37V200L35 199V201H34L35 204L34 203L33 204H34V209L36 210L37 213H39L42 210H44L42 208V206H43V204H44ZM261 201H262V199H261ZM257 210H258V208H257ZM259 215H260V213H259ZM213 216H214L213 219L215 221V224H217L219 227H221L220 226L221 225V222H223L222 221L223 220L222 214L219 215L217 218H216L215 215H213ZM251 218H253V217H251ZM259 220H256V221H259ZM83 222H85V221L83 220ZM250 222H252V221H250ZM90 223H92V222H90ZM251 224L252 223H250V225ZM208 228H210V227H208ZM103 229H104V231H102V232H105L106 235L99 236L102 233L101 230H103ZM199 229L202 230L203 228L202 229L199 228ZM221 229H222V227H221ZM81 230L83 231V229H81ZM203 231H205V230H203ZM191 232H189V233H191ZM186 233H187V235H186ZM120 234H123L125 236L128 235L131 238L130 239H125L124 238L125 240L123 239V241H121V243L119 242L120 243L119 246L115 247L114 244H115V241L117 239L116 236H118V235L120 236ZM82 235H83V233H82ZM128 236L126 238H128ZM234 239H236V238H234ZM99 243L100 244L101 243L102 244H106L105 247L108 244V247H106L107 249H105L106 253L104 252V254H106L105 255L106 257L102 254V250L100 249L101 247L104 248V246H101L100 247ZM207 244H208V242H207ZM230 247L231 246L229 244H227V246H226V257H227L226 261L223 259L224 261H221V262L219 261L220 262L219 264H233V258L231 257V252L232 251H231V248ZM116 248L119 251L118 250H115ZM79 250H80V252L82 250V252H84V254L83 253L82 254H78L79 252H77V251H79ZM153 250H155V251H153ZM198 252H199V250H198ZM252 253L253 254H251L250 256H252V255L254 256L255 255V257H256L258 255H264L263 254L264 253V245H262V244L261 245H256ZM71 256H69V257H71ZM192 258H194V257H192ZM195 259H196V256H195ZM217 259H218V257H217ZM74 262H71V264L74 263Z\"/></svg>","mask_w":264,"mask_h":264},{"label":"snow or ice","instance_id":"3","mask_svg":"<svg viewBox=\"0 0 264 264\" xmlns=\"http://www.w3.org/2000/svg\"><path fill=\"white\" fill-rule=\"evenodd\" d=\"M23 239H24V237L21 236V237H20V240L23 241ZM153 251H155V250H153ZM57 264H62V262L58 260V261H57ZM66 264H71V260L69 259V261H67Z\"/></svg>","mask_w":264,"mask_h":264}]
</instances>
